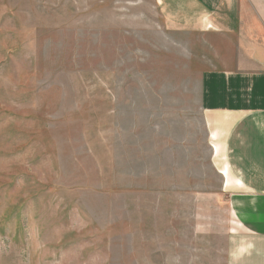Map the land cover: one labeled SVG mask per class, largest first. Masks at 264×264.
I'll use <instances>...</instances> for the list:
<instances>
[{
  "label": "rangeland",
  "instance_id": "obj_1",
  "mask_svg": "<svg viewBox=\"0 0 264 264\" xmlns=\"http://www.w3.org/2000/svg\"><path fill=\"white\" fill-rule=\"evenodd\" d=\"M232 1V33L210 35L155 0H0V264H225L245 245L201 109L219 56L264 48V0Z\"/></svg>",
  "mask_w": 264,
  "mask_h": 264
},
{
  "label": "crops",
  "instance_id": "obj_2",
  "mask_svg": "<svg viewBox=\"0 0 264 264\" xmlns=\"http://www.w3.org/2000/svg\"><path fill=\"white\" fill-rule=\"evenodd\" d=\"M155 3L174 31L230 34L237 18L232 0ZM241 46L204 75L201 109L212 151L228 171L233 217L248 238L244 246L230 239L225 264H264V48Z\"/></svg>",
  "mask_w": 264,
  "mask_h": 264
}]
</instances>
